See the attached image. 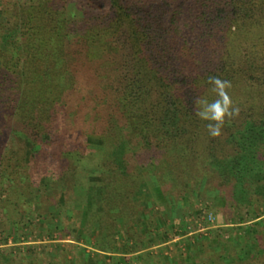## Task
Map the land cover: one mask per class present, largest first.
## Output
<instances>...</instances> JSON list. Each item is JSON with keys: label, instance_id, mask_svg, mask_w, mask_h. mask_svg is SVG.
<instances>
[{"label": "trees", "instance_id": "16d2710c", "mask_svg": "<svg viewBox=\"0 0 264 264\" xmlns=\"http://www.w3.org/2000/svg\"><path fill=\"white\" fill-rule=\"evenodd\" d=\"M209 76L239 108L216 138ZM201 184L241 226L228 263L264 264V0H0V245L40 227L144 256Z\"/></svg>", "mask_w": 264, "mask_h": 264}, {"label": "rangeland", "instance_id": "374dc122", "mask_svg": "<svg viewBox=\"0 0 264 264\" xmlns=\"http://www.w3.org/2000/svg\"><path fill=\"white\" fill-rule=\"evenodd\" d=\"M92 162L94 160L88 163ZM199 188V202L189 206L187 204L172 213L169 212V221L174 227L173 232L169 234L171 240L145 250L143 255H147L141 256V252L127 255L113 254L115 258L112 259L108 256L110 254L87 246L82 238L77 240L68 235L62 239L50 241L41 233L40 227H35L33 233L23 237L21 243L14 244L11 236L7 244L0 245V264H48L50 262L81 264L84 252L101 264H214L215 261L219 264H229L228 253L232 249L231 240L234 235L240 234L241 226L226 222L220 210L223 202L218 192H205L204 184H201ZM82 191L85 192V188ZM188 200L192 202L189 196L185 200L186 203L189 202ZM148 207L150 209L146 206L142 207V211L146 215L154 213L152 217L154 222H160L161 208L157 205H154V208ZM234 215V217L238 216L236 212ZM182 221L188 223L186 232L178 229ZM45 245L49 247L42 249ZM30 246L43 251L42 257L35 256L38 259L33 261L28 254L30 250H27ZM45 251H50V256H45Z\"/></svg>", "mask_w": 264, "mask_h": 264}, {"label": "clouds", "instance_id": "9594fccd", "mask_svg": "<svg viewBox=\"0 0 264 264\" xmlns=\"http://www.w3.org/2000/svg\"><path fill=\"white\" fill-rule=\"evenodd\" d=\"M208 83L212 85L211 91L215 94L214 100L198 96L193 100L194 115L201 121H205L206 130L213 138L222 133L226 120H231L239 115V108L233 104L228 90L231 82L218 76H209Z\"/></svg>", "mask_w": 264, "mask_h": 264}]
</instances>
